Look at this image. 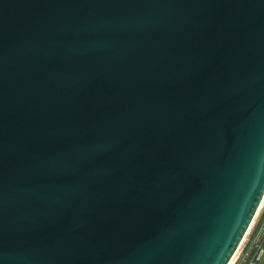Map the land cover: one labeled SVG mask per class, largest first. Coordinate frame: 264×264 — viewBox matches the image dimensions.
<instances>
[{"label":"water","instance_id":"water-1","mask_svg":"<svg viewBox=\"0 0 264 264\" xmlns=\"http://www.w3.org/2000/svg\"><path fill=\"white\" fill-rule=\"evenodd\" d=\"M264 198V0H0V264H229Z\"/></svg>","mask_w":264,"mask_h":264},{"label":"built area","instance_id":"built-area-1","mask_svg":"<svg viewBox=\"0 0 264 264\" xmlns=\"http://www.w3.org/2000/svg\"><path fill=\"white\" fill-rule=\"evenodd\" d=\"M241 252L239 264H255L264 255V198L238 248ZM237 250V251H238Z\"/></svg>","mask_w":264,"mask_h":264},{"label":"rangeland","instance_id":"rangeland-1","mask_svg":"<svg viewBox=\"0 0 264 264\" xmlns=\"http://www.w3.org/2000/svg\"><path fill=\"white\" fill-rule=\"evenodd\" d=\"M241 251L238 250L235 254V256L233 257V259L231 260V263L230 264H239V261L241 259Z\"/></svg>","mask_w":264,"mask_h":264},{"label":"crops","instance_id":"crops-1","mask_svg":"<svg viewBox=\"0 0 264 264\" xmlns=\"http://www.w3.org/2000/svg\"><path fill=\"white\" fill-rule=\"evenodd\" d=\"M255 264H264V255H263V257H262L257 263H255Z\"/></svg>","mask_w":264,"mask_h":264},{"label":"bare ground","instance_id":"bare-ground-1","mask_svg":"<svg viewBox=\"0 0 264 264\" xmlns=\"http://www.w3.org/2000/svg\"><path fill=\"white\" fill-rule=\"evenodd\" d=\"M230 263H231V262H230ZM230 263H229V264H230Z\"/></svg>","mask_w":264,"mask_h":264}]
</instances>
